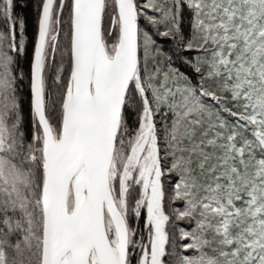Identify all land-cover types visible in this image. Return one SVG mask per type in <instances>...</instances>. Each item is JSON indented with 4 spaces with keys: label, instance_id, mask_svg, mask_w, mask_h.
<instances>
[{
    "label": "snow or ice",
    "instance_id": "1",
    "mask_svg": "<svg viewBox=\"0 0 264 264\" xmlns=\"http://www.w3.org/2000/svg\"><path fill=\"white\" fill-rule=\"evenodd\" d=\"M17 3L0 264H264V0H37L27 74Z\"/></svg>",
    "mask_w": 264,
    "mask_h": 264
},
{
    "label": "trees",
    "instance_id": "2",
    "mask_svg": "<svg viewBox=\"0 0 264 264\" xmlns=\"http://www.w3.org/2000/svg\"><path fill=\"white\" fill-rule=\"evenodd\" d=\"M143 2V0H141ZM36 3L37 0H18L17 6H16V13L19 15V17L23 18L25 20L26 28H25V36H26V53L22 55L20 60V68L23 70L25 74H27L30 70V61L31 56L33 52V47L36 39L37 34V11H36ZM185 21H187V15L185 18ZM146 22L141 21V24L144 25ZM149 30H151L149 28ZM185 34H188V26L187 22H185L184 25ZM164 49L166 51L170 50L171 48V42L170 41H161ZM190 71V70H189ZM23 91H24V116L26 121V127L30 128L29 124V103H28V89H27V81H25L23 85Z\"/></svg>",
    "mask_w": 264,
    "mask_h": 264
},
{
    "label": "flooded vegetation",
    "instance_id": "3",
    "mask_svg": "<svg viewBox=\"0 0 264 264\" xmlns=\"http://www.w3.org/2000/svg\"><path fill=\"white\" fill-rule=\"evenodd\" d=\"M137 223L140 224V225H142L143 221L141 220V221H138Z\"/></svg>",
    "mask_w": 264,
    "mask_h": 264
}]
</instances>
